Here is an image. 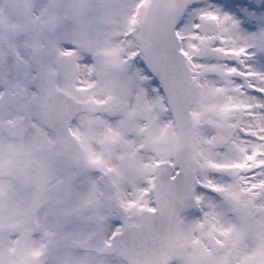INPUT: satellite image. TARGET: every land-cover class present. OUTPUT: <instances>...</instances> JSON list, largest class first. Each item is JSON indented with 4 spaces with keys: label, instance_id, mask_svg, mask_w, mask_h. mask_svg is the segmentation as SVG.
Masks as SVG:
<instances>
[{
    "label": "snow or ice",
    "instance_id": "6c2138e0",
    "mask_svg": "<svg viewBox=\"0 0 264 264\" xmlns=\"http://www.w3.org/2000/svg\"><path fill=\"white\" fill-rule=\"evenodd\" d=\"M0 264H264V0H0Z\"/></svg>",
    "mask_w": 264,
    "mask_h": 264
}]
</instances>
